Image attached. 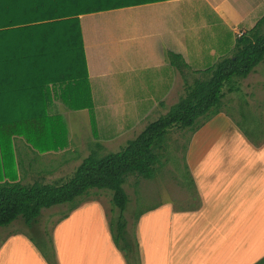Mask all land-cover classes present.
Here are the masks:
<instances>
[{
	"label": "rangeland",
	"instance_id": "1",
	"mask_svg": "<svg viewBox=\"0 0 264 264\" xmlns=\"http://www.w3.org/2000/svg\"><path fill=\"white\" fill-rule=\"evenodd\" d=\"M90 17L91 23L101 22ZM212 19L217 20L215 15ZM180 84V94L161 106L155 96L141 95L134 88L100 90L108 92L104 99L95 96L96 130L87 108H63L69 146L43 153L24 140L19 142L15 151L20 163L18 179L33 183L68 178L97 148L98 141L104 152L119 151L185 94L182 80ZM239 85L241 89L233 92L225 87L221 112L200 128L171 129L169 148L152 178L128 177L124 185L130 197L124 212L128 229L120 245L115 243L116 231L113 233L110 226L119 214L112 204V191L93 188L74 202L43 209L33 227L27 226L22 217L0 227V250L6 233L12 232L17 237L11 256L14 264H51L44 257L46 252L54 264H215L232 248L230 256L234 257L243 240L255 239L250 233L241 237L244 230L257 225L252 222L256 217L264 219L260 191L264 185V61L239 80ZM119 93L125 97L115 96ZM113 99L121 102L110 107L116 104ZM259 198L257 210L240 223L241 215L257 205ZM24 239L32 249L26 260ZM7 254L10 250L3 259ZM1 263L5 264L2 259Z\"/></svg>",
	"mask_w": 264,
	"mask_h": 264
},
{
	"label": "trees",
	"instance_id": "2",
	"mask_svg": "<svg viewBox=\"0 0 264 264\" xmlns=\"http://www.w3.org/2000/svg\"><path fill=\"white\" fill-rule=\"evenodd\" d=\"M155 1L0 0V227L19 217L33 227L43 209L74 202L93 188L108 189L112 191V204L119 210L118 219L113 218L110 226L113 233L116 231L115 243L120 245L128 229L124 216L130 201L124 187L128 177L152 178L169 148L171 129L200 128L221 112L225 87L229 86L230 92L239 91V80L264 61L263 16L239 36L227 55L205 69L201 77L186 83L185 94L167 113L148 123L119 151L104 152L98 141L97 148L68 178L33 183L18 179L16 136L43 153L69 146V129L62 113L56 110L58 102L71 110L87 108L96 130L82 17ZM43 254L54 264L47 252ZM254 264H264V256Z\"/></svg>",
	"mask_w": 264,
	"mask_h": 264
},
{
	"label": "crops",
	"instance_id": "3",
	"mask_svg": "<svg viewBox=\"0 0 264 264\" xmlns=\"http://www.w3.org/2000/svg\"><path fill=\"white\" fill-rule=\"evenodd\" d=\"M214 15L216 21L212 19ZM90 16L99 18L101 22L91 23ZM263 16L264 0H158L83 16L87 74L94 108L95 96L98 94L104 99L108 92L100 90L110 88L119 92L121 87L134 88L141 91V95L150 94L147 96L158 99V106L166 105L171 97L180 94L181 80L185 88L187 82L201 77L205 69L234 47L239 37L237 33L241 36ZM115 96L125 97L122 93ZM113 100L116 104H109L110 107L121 102ZM175 103L170 104L168 109ZM63 108L71 110L58 102L56 110L61 112ZM23 140L22 136L14 138L15 151L16 145ZM260 191L262 198L264 185L260 186ZM260 200L241 215L244 218L240 217V223L257 210ZM252 222L257 225L252 229L246 228L241 237L250 233V237H255L254 241L243 240L237 246L234 257L230 256L232 248L226 258L224 253L215 264H254L264 256V219L259 221L256 217ZM6 234L3 249L0 250V264L1 259L5 264H14L11 256L17 237L12 232ZM24 242L26 260L31 247L27 239ZM8 250L11 254L3 259ZM33 250L36 249L33 247ZM23 264H26L25 261Z\"/></svg>",
	"mask_w": 264,
	"mask_h": 264
}]
</instances>
